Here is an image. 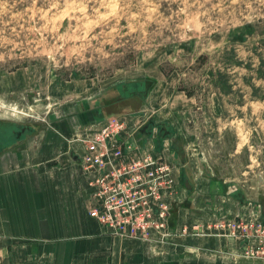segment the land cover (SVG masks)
Masks as SVG:
<instances>
[{
  "label": "rangeland",
  "instance_id": "obj_1",
  "mask_svg": "<svg viewBox=\"0 0 264 264\" xmlns=\"http://www.w3.org/2000/svg\"><path fill=\"white\" fill-rule=\"evenodd\" d=\"M90 79L122 81L120 114L182 164L192 233L263 262L264 0H0V122L41 124Z\"/></svg>",
  "mask_w": 264,
  "mask_h": 264
},
{
  "label": "crops",
  "instance_id": "obj_2",
  "mask_svg": "<svg viewBox=\"0 0 264 264\" xmlns=\"http://www.w3.org/2000/svg\"><path fill=\"white\" fill-rule=\"evenodd\" d=\"M78 83L45 122H0V264H264L240 257L245 243L222 229L193 234L180 209L165 241L113 235L91 218L84 138L120 114L128 95L122 81Z\"/></svg>",
  "mask_w": 264,
  "mask_h": 264
},
{
  "label": "built area",
  "instance_id": "obj_3",
  "mask_svg": "<svg viewBox=\"0 0 264 264\" xmlns=\"http://www.w3.org/2000/svg\"><path fill=\"white\" fill-rule=\"evenodd\" d=\"M139 119L108 116L84 138L81 166L93 190L88 214L113 235L165 241L172 234L182 164L167 146L159 151L142 134ZM244 255L255 258L254 247H246Z\"/></svg>",
  "mask_w": 264,
  "mask_h": 264
}]
</instances>
